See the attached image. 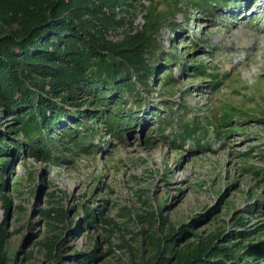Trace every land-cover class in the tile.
<instances>
[{
	"label": "rangeland",
	"instance_id": "rangeland-1",
	"mask_svg": "<svg viewBox=\"0 0 264 264\" xmlns=\"http://www.w3.org/2000/svg\"><path fill=\"white\" fill-rule=\"evenodd\" d=\"M219 2L0 0V34L63 11L153 71L116 123H92V95L61 83L53 102L86 117L85 139L70 151L63 121L53 158L20 131L38 94L0 98V264H264V0Z\"/></svg>",
	"mask_w": 264,
	"mask_h": 264
},
{
	"label": "trees",
	"instance_id": "trees-1",
	"mask_svg": "<svg viewBox=\"0 0 264 264\" xmlns=\"http://www.w3.org/2000/svg\"><path fill=\"white\" fill-rule=\"evenodd\" d=\"M95 1L116 2L121 5L133 4L132 0ZM211 1L220 3L219 0H193L204 8L211 4ZM56 10L59 9L56 8ZM61 12L63 11H49V14L33 21L34 24L24 30L21 35L0 34L1 101L9 109H18L29 106L30 95L38 94L39 102L45 107L39 112L38 117H35L31 110L22 112L24 120L20 124V131L26 135L25 146H30L32 151H37L48 158H53L55 155L53 153L63 154L61 148H66L49 140L51 132L53 134L59 126L62 127L63 121L67 122L72 118L74 123V130L70 127L63 128V131L66 130L63 138L69 144L70 151L80 144V138L85 139V136H82L84 134L82 127L80 129L79 127L86 117L68 112L65 106L61 107L53 102L54 91L59 89L61 83L84 85L82 91L92 95L95 107L88 116L92 123L99 124V121L116 123L117 118L122 115L120 112L122 105L127 103L126 95L133 94L135 91L133 76L142 77L146 73H153L150 68L146 69L148 66L144 52L132 55L128 49L124 48L125 46H120L122 44L115 45L110 42L89 44L86 37L82 36L86 30L84 26L82 27L84 22L79 23L76 16L68 14L66 17ZM196 70L200 71L199 68ZM131 71L136 74L133 75ZM41 79L54 81L56 86L52 88L53 91L46 90L48 87L46 84L37 82ZM30 86L37 90L34 91ZM134 94L135 101H138L141 95ZM60 98L63 103L67 102L66 97ZM115 109L119 114H116ZM67 116L70 117L67 118ZM39 117L41 119H38ZM114 125L116 126L113 124L110 127L114 128ZM116 127L118 129L120 125ZM31 133H34V136L31 137Z\"/></svg>",
	"mask_w": 264,
	"mask_h": 264
}]
</instances>
